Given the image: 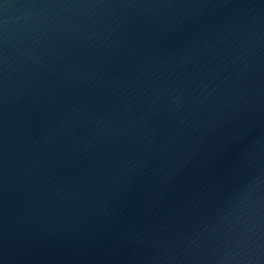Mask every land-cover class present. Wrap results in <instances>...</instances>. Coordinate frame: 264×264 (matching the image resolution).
<instances>
[{"label": "water", "instance_id": "obj_1", "mask_svg": "<svg viewBox=\"0 0 264 264\" xmlns=\"http://www.w3.org/2000/svg\"><path fill=\"white\" fill-rule=\"evenodd\" d=\"M0 264H264V0H0Z\"/></svg>", "mask_w": 264, "mask_h": 264}]
</instances>
